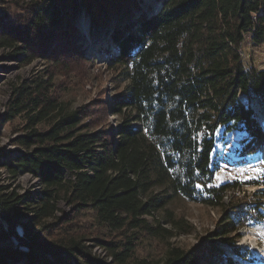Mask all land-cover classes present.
<instances>
[{"label": "trees", "instance_id": "1", "mask_svg": "<svg viewBox=\"0 0 264 264\" xmlns=\"http://www.w3.org/2000/svg\"><path fill=\"white\" fill-rule=\"evenodd\" d=\"M154 2L151 7L142 0H29L30 18L23 26L2 25L0 49L18 51L19 42L29 53L60 60L61 48L71 56L84 54L74 42L81 6L93 27L107 28L114 17V27L106 31L115 52L109 60L126 84L101 107L114 123L100 129L84 123V107L71 109L48 93L42 78L16 87L9 111L25 115L27 133L18 144L30 152L3 167L13 176L38 178L42 191L0 197V223L6 227L0 228V264H146L131 261L136 235L163 237L184 229L167 211L175 196L222 213L203 245L168 248L160 264L256 261L234 244L242 227L262 221L264 190L243 191V197L232 195L225 204L236 185L209 183L218 169L219 130L245 134L239 158L256 155L264 145L253 111L239 101V94L249 91L264 96V72L249 76L239 51L247 34L264 44V0ZM41 124L45 129L37 128ZM61 200L72 215L59 212ZM21 210L32 214L27 224L20 222ZM89 210L108 234L120 238L93 239L109 263L92 255L74 224L77 213ZM8 240L11 245H4Z\"/></svg>", "mask_w": 264, "mask_h": 264}, {"label": "rangeland", "instance_id": "2", "mask_svg": "<svg viewBox=\"0 0 264 264\" xmlns=\"http://www.w3.org/2000/svg\"><path fill=\"white\" fill-rule=\"evenodd\" d=\"M28 1L0 0V29L3 28L2 25L11 28L23 26L30 18L26 6ZM142 1L151 7L155 4V0ZM85 10L84 6H81L74 31V42L84 53L82 57L68 55V51L61 48L60 55H64V58L52 60L53 57L42 55L40 52L33 54L27 52L25 45L19 42L17 43L18 51L0 49V170H5V177H2L0 173V197L13 193L17 196H29L42 190H38V182L29 175L13 176L3 167L20 153L30 152L18 144V139L27 133L24 129L25 115L16 116L9 111L15 98L16 87L19 85H27L33 80L42 78L47 82L48 93L57 95L59 101L66 103L71 109L85 108L86 116L83 121L85 124H90V129H100L109 123H114V117L105 113L101 107L124 90L126 84L122 80L120 69L113 67L109 60V56L113 57L115 52L110 43L106 42L109 40V33L107 34L106 31L112 30L115 20L112 17L111 21L107 22V28L93 27ZM0 34H3V31H0ZM86 39L88 41L85 43ZM98 49H107L110 54ZM239 51L243 67L249 76L264 72V44L253 43L251 35L247 34ZM33 57L34 59L29 62V58ZM239 101L253 111L254 119L264 134V96L249 91L247 95L239 94ZM37 128L45 129L43 124L38 125ZM215 136L214 161L218 164V169L209 186L218 187L226 183L236 185V188L230 190L228 196L224 198L225 204L230 201L232 195L243 197V191L252 194L253 191L264 190V186H258L264 183V161L256 158L255 155L239 158L245 134L236 130L230 132L219 130ZM262 202L263 207L260 209L263 215L262 221L255 224L251 222L250 227H242L238 231L239 238L234 244V248L240 253L249 252L256 259L255 262L242 261L243 264H264V255L260 257L257 252V248L264 251V199ZM57 206L60 213L72 215V207L67 206L64 201H59ZM21 211L24 218L20 222L27 224L32 214L30 211ZM167 211L182 220L184 229L174 230L171 236L166 233H163V237L136 235L138 239L133 248L132 262L137 260L145 261L146 264H160L168 248L187 250L203 245L209 234L215 231L222 213L221 208H211L197 202H190L181 196L171 198ZM162 215V213L157 214L161 220ZM74 219V224L78 226L79 231L84 232L87 239L85 244L92 255H94L92 251L94 246L102 247L93 239L98 238L104 241L120 239L117 238V234L110 235L107 230L97 224L90 210L77 213ZM146 219L149 223H153L151 217L148 216ZM161 226L170 231V227L163 222ZM0 228L6 229L1 223ZM57 233L58 231L53 235H58ZM8 243H10L9 240L4 245ZM223 248L231 255L230 246L225 245ZM237 261L240 260L237 259Z\"/></svg>", "mask_w": 264, "mask_h": 264}, {"label": "bare ground", "instance_id": "3", "mask_svg": "<svg viewBox=\"0 0 264 264\" xmlns=\"http://www.w3.org/2000/svg\"><path fill=\"white\" fill-rule=\"evenodd\" d=\"M88 40L86 39L85 43L87 42ZM1 76V75H0ZM256 158H260L264 161V146H263V149L257 153L256 155ZM5 169V168H4ZM0 173L2 175V177H5V170H0ZM19 175H29L30 177L34 178L37 182H38V190H41L42 189V186L39 184V180L38 178L32 176L31 174H28V173H22V174H19ZM14 184V183H13ZM42 191V190H41ZM41 191L39 193H36V194H40ZM57 215H59V212H57ZM92 251L94 253V255L96 256H99L101 258H104L106 259V261L109 263L111 262V258L107 256L106 252L99 246H94L92 248ZM257 252H258V255L261 257V255H264L262 252H264L263 250H261L260 248H257Z\"/></svg>", "mask_w": 264, "mask_h": 264}]
</instances>
